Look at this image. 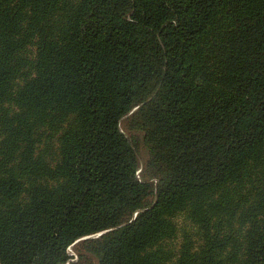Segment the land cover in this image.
Segmentation results:
<instances>
[{
	"label": "trees",
	"instance_id": "1",
	"mask_svg": "<svg viewBox=\"0 0 264 264\" xmlns=\"http://www.w3.org/2000/svg\"><path fill=\"white\" fill-rule=\"evenodd\" d=\"M79 243L264 264V0H0V264Z\"/></svg>",
	"mask_w": 264,
	"mask_h": 264
},
{
	"label": "rangeland",
	"instance_id": "2",
	"mask_svg": "<svg viewBox=\"0 0 264 264\" xmlns=\"http://www.w3.org/2000/svg\"><path fill=\"white\" fill-rule=\"evenodd\" d=\"M120 129L127 135H130V132L126 128V121H122L120 123ZM139 137V136H138ZM135 150L138 153L139 161L143 165L146 160L148 159L147 151L145 150V147L143 145V142L141 139H137ZM174 222L180 227V226H186V229H188L190 232H194L193 228L188 226L187 221H185L183 215H178L174 218ZM180 237L177 236L175 240H172L168 242L169 246H171L174 250H176L180 244ZM83 243H79L76 246H73L70 248V254L72 255V260L70 261L71 264H97L95 258L91 256L87 252V250L84 248Z\"/></svg>",
	"mask_w": 264,
	"mask_h": 264
}]
</instances>
